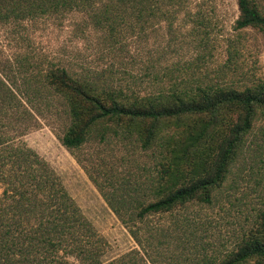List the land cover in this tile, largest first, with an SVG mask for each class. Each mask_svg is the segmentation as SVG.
I'll return each mask as SVG.
<instances>
[{"label": "rangeland", "instance_id": "374dc122", "mask_svg": "<svg viewBox=\"0 0 264 264\" xmlns=\"http://www.w3.org/2000/svg\"><path fill=\"white\" fill-rule=\"evenodd\" d=\"M255 1L264 10V0ZM157 3L162 5L157 15L149 18L143 13L138 24L123 26L122 35L113 40L80 11L16 23L0 21V74L17 92L28 90L24 102L30 111L23 121L14 122L21 127L20 133L15 136L11 130L9 135L56 172L104 239L106 260L138 246L111 204H130L121 214L126 220L133 218L159 191L179 183L176 175L165 180L159 177L161 168L168 165L167 152L172 149L189 159L203 147L206 131L220 134L225 126L211 123L210 114L167 118L159 125L155 143L147 147L141 136L152 120L132 125L101 122L81 147L68 149L61 141L69 125L66 106L60 96L41 87L42 74L55 66L65 67L74 75L141 96L190 93L199 87L243 92L264 79V34L258 28L236 27L237 0ZM39 87L46 93L44 98L34 94ZM231 116L225 110L221 119ZM184 168L187 165L181 171ZM3 187L0 184V197ZM263 208L264 117L259 116L211 203L188 202L172 212L145 218L141 227L176 220L184 230H191L193 240L209 254L222 257L255 226Z\"/></svg>", "mask_w": 264, "mask_h": 264}, {"label": "trees", "instance_id": "16d2710c", "mask_svg": "<svg viewBox=\"0 0 264 264\" xmlns=\"http://www.w3.org/2000/svg\"><path fill=\"white\" fill-rule=\"evenodd\" d=\"M237 2L240 13L236 27H254L264 34V10L259 4L255 0ZM161 10L162 5L157 0H0V21L16 23L54 13L80 11L113 40L122 35L124 27L138 24L143 13L150 18ZM42 75L41 87L60 96L66 106L69 125L61 141L68 149L81 147L93 127L101 122L132 125L152 120L141 136L147 147L155 143L159 125L167 118L210 114L211 123L220 122L225 129L220 134L206 131L203 147L196 149L189 159L169 150L168 165L162 164L159 177L165 180L176 175L179 183L159 191L157 198L143 204L133 218L126 220L121 214L129 210L130 204L122 202L121 207L111 204L138 246L106 260L104 239L56 172L35 151L16 143L9 135L11 130H15V136L20 133L21 127L14 122L23 121L26 113H30L24 102L28 90L17 92L0 74V184H4L0 197L3 227L0 263L246 264L255 260L256 264H264V208L255 226L222 257L209 254L204 245L193 240L191 230H184L176 220L148 229L141 227L151 215L172 212L194 200L213 201L246 136L257 118L264 117V79L243 92L228 87H199L190 93L176 91L141 96L110 83L74 75L65 67H52ZM42 88H36V97L46 96ZM225 110L232 116L221 119ZM99 135L104 138V133ZM189 161L194 166H189ZM183 165L189 169L181 171Z\"/></svg>", "mask_w": 264, "mask_h": 264}]
</instances>
